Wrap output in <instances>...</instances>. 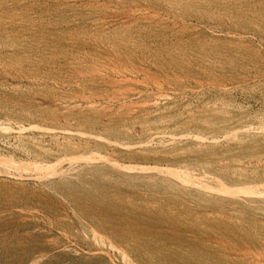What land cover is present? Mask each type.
Listing matches in <instances>:
<instances>
[{
    "label": "rangeland",
    "instance_id": "obj_1",
    "mask_svg": "<svg viewBox=\"0 0 264 264\" xmlns=\"http://www.w3.org/2000/svg\"><path fill=\"white\" fill-rule=\"evenodd\" d=\"M0 264H264V0H0Z\"/></svg>",
    "mask_w": 264,
    "mask_h": 264
},
{
    "label": "bare ground",
    "instance_id": "obj_2",
    "mask_svg": "<svg viewBox=\"0 0 264 264\" xmlns=\"http://www.w3.org/2000/svg\"><path fill=\"white\" fill-rule=\"evenodd\" d=\"M111 246V245H110ZM113 248V247H112ZM123 253V252H122ZM133 262V261H132Z\"/></svg>",
    "mask_w": 264,
    "mask_h": 264
}]
</instances>
